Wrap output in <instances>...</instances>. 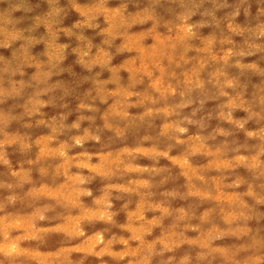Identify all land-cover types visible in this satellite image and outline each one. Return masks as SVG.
<instances>
[{
    "label": "clouds",
    "instance_id": "9594fccd",
    "mask_svg": "<svg viewBox=\"0 0 264 264\" xmlns=\"http://www.w3.org/2000/svg\"><path fill=\"white\" fill-rule=\"evenodd\" d=\"M0 264H264V0H0Z\"/></svg>",
    "mask_w": 264,
    "mask_h": 264
}]
</instances>
